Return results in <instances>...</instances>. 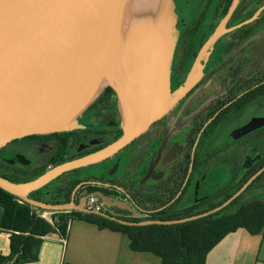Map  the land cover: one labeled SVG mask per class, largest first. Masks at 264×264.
Returning <instances> with one entry per match:
<instances>
[{
    "label": "flooded vegetation",
    "instance_id": "af4514ba",
    "mask_svg": "<svg viewBox=\"0 0 264 264\" xmlns=\"http://www.w3.org/2000/svg\"><path fill=\"white\" fill-rule=\"evenodd\" d=\"M175 1L174 106L113 157L54 181L50 201L78 204L98 193L126 207L105 205L109 216L168 222L214 210L258 173L247 190L256 181L253 192L264 190V0ZM100 99L78 119L84 128L65 132L69 139L56 133L13 141L3 148L6 161L48 171L114 143L124 133L119 97L106 86Z\"/></svg>",
    "mask_w": 264,
    "mask_h": 264
},
{
    "label": "water",
    "instance_id": "95a60500",
    "mask_svg": "<svg viewBox=\"0 0 264 264\" xmlns=\"http://www.w3.org/2000/svg\"><path fill=\"white\" fill-rule=\"evenodd\" d=\"M145 4L138 8L135 0H0V150L30 136L84 128L78 119L104 85L119 97L124 132L104 149L49 169L35 180L15 183L0 176L1 189L35 209L95 214L125 226L173 225L222 211L257 178L260 173L214 210L168 222L133 223L92 212L86 208L89 196L78 204L30 197L66 173L113 157L174 106L170 70L179 33L177 3ZM19 162L30 164L22 156ZM90 196L107 207L126 208L102 194Z\"/></svg>",
    "mask_w": 264,
    "mask_h": 264
},
{
    "label": "trees",
    "instance_id": "16d2710c",
    "mask_svg": "<svg viewBox=\"0 0 264 264\" xmlns=\"http://www.w3.org/2000/svg\"><path fill=\"white\" fill-rule=\"evenodd\" d=\"M101 99L94 102L93 108L102 104ZM62 135H66L65 140L71 137V133ZM87 154L89 153L83 156ZM5 157V149L0 150V176L11 182H29L47 170L33 169L34 165L15 168L9 165ZM74 159L77 157L58 161L55 165ZM257 182L225 209L207 217L181 224H151L138 227L125 226L95 214L77 211H53L49 221L41 217L34 207L0 188V206L4 209L1 230L10 233L11 247L9 256L0 254V264L37 262L45 237L49 234H58L66 239L70 226L75 221H84L96 225L101 230L108 229L121 233L130 240L131 250L153 253L162 260V264H207L210 252L230 234L241 229L252 236L264 234V194L258 196L256 194L254 200L243 202ZM240 188H237L236 192ZM96 190L95 186L90 187L89 192ZM48 191L49 186L31 194L30 197L44 203L62 204L50 201ZM231 197L232 195L221 197V200L212 207L223 205Z\"/></svg>",
    "mask_w": 264,
    "mask_h": 264
},
{
    "label": "crops",
    "instance_id": "0c3cea01",
    "mask_svg": "<svg viewBox=\"0 0 264 264\" xmlns=\"http://www.w3.org/2000/svg\"><path fill=\"white\" fill-rule=\"evenodd\" d=\"M3 215L4 209L0 206V254L9 256L10 233L1 230ZM241 232L239 230L230 234L220 242L208 255L207 264H225L220 248L229 238L230 245L235 247L232 255L245 249L254 254L259 252L254 263H249V259H238L236 264H264V234L252 236ZM28 264H162V260L150 252L131 250L130 240L121 233L75 221L70 226L65 242L60 240V235L49 234L41 246L39 260Z\"/></svg>",
    "mask_w": 264,
    "mask_h": 264
},
{
    "label": "rangeland",
    "instance_id": "374dc122",
    "mask_svg": "<svg viewBox=\"0 0 264 264\" xmlns=\"http://www.w3.org/2000/svg\"><path fill=\"white\" fill-rule=\"evenodd\" d=\"M141 1V2H140ZM156 0H135V2H136V5L138 6V8H142V6L143 5H147V4H145L146 2L148 3V2H152V3H154ZM145 2V3H144ZM144 3V4H143ZM180 12H178V22H177V27H178V30H179V33H178V36H179V34H180V26H179V24H180ZM225 21V20H224ZM224 21L222 22V24H221V26L223 25V23H224ZM177 40H178V38H177ZM172 63H173V60H172ZM171 76H172V66H171V70H170V85H171ZM107 85H104L103 87H102V89H104L105 87H106ZM171 87V86H170ZM102 89H101V91H102ZM120 114H121V122H122V117H123V112H122V109H121V106H120ZM35 167H33V169H34ZM92 169H94V170H92ZM90 170H92L91 171V173H93L95 170H96V168H91ZM29 171H31V170H29ZM28 171V172H29ZM86 170H84V172H85ZM259 195L260 194H264V190L263 191H259V193H258ZM258 194H257V196H258ZM256 192H253V190H252V192L251 193H249V194H247L246 195V197L243 199V202H248V201H252V200H254L256 197ZM55 212V211H54ZM50 214H53V211H47V213H46V216L48 217V218H50ZM76 225H78V224H76ZM240 231H242L241 233H243V234H245V235H250L246 230H244V229H241ZM240 233V232H239ZM239 235H241V234H239ZM231 237H235V236H231ZM231 238H229L228 240H226V242H224V244L221 246L222 248H220V250H222L223 251V258H224V262H225V264H236V262L238 261V259L240 260V261H244V260H247V259H249L248 261H249V263H254V261H255V258H258V256H259V252H257V253H255L254 254V252L253 251H251V250H249V249H245L244 251L242 250V251H240V252H237V253H234L233 255H232V251L234 250V245H230V243H231V240H230ZM219 250V251H220ZM256 252V251H255Z\"/></svg>",
    "mask_w": 264,
    "mask_h": 264
},
{
    "label": "built area",
    "instance_id": "2783aa9c",
    "mask_svg": "<svg viewBox=\"0 0 264 264\" xmlns=\"http://www.w3.org/2000/svg\"><path fill=\"white\" fill-rule=\"evenodd\" d=\"M104 207L105 205L102 203V201L98 197L89 196L86 202V208L92 212H96V213L102 212L103 213ZM36 210L41 217L51 221L52 214H50V218H48L46 216V213H47L46 210H41V209H36ZM60 240L62 242H65L66 239L60 236Z\"/></svg>",
    "mask_w": 264,
    "mask_h": 264
},
{
    "label": "bare ground",
    "instance_id": "6f19581e",
    "mask_svg": "<svg viewBox=\"0 0 264 264\" xmlns=\"http://www.w3.org/2000/svg\"><path fill=\"white\" fill-rule=\"evenodd\" d=\"M141 2V1H140ZM144 4V3H143Z\"/></svg>",
    "mask_w": 264,
    "mask_h": 264
}]
</instances>
